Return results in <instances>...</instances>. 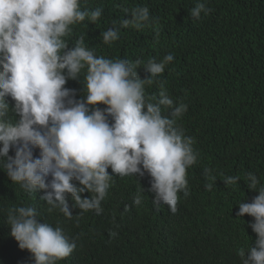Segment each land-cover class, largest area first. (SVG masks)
Instances as JSON below:
<instances>
[{
    "label": "trees",
    "instance_id": "obj_1",
    "mask_svg": "<svg viewBox=\"0 0 264 264\" xmlns=\"http://www.w3.org/2000/svg\"><path fill=\"white\" fill-rule=\"evenodd\" d=\"M194 4L195 0H82L84 7H102V16L95 24L86 19L73 25L66 37L71 48L86 32V46L110 59L146 64L174 54L145 92L148 98H158L163 85L174 102L187 105L178 123L194 138L199 152L197 163L187 170L190 195L179 193L172 213L167 205L153 203L147 173L114 175L100 215L95 210L79 214L71 194H66L73 214L68 218L59 209L48 211L49 205L40 199L45 190L28 193L0 170V264H34L30 251L21 249L11 235L7 218L11 208L25 205L37 208L38 222L59 226L75 239L76 249L57 264H242L238 250L247 251L256 239L249 226L254 217L236 216L239 201L251 202L258 195L249 189L247 173L258 177V188L264 185V0H206L212 11L201 13L199 19L189 14ZM137 6H147L158 23L121 29L117 41L103 43L101 32L114 20L130 19L124 9ZM85 72L65 85L76 90L77 99L86 94ZM137 73L141 78L150 75L143 66ZM7 99L12 107L15 102ZM162 112L169 115L171 109L162 106ZM10 116L15 119L13 113ZM33 152L39 157V148ZM9 155L14 156V150ZM205 167L216 176L211 191L205 188L210 182ZM226 176L241 180L226 185ZM141 187L143 202L136 206L133 198Z\"/></svg>",
    "mask_w": 264,
    "mask_h": 264
},
{
    "label": "clouds",
    "instance_id": "obj_2",
    "mask_svg": "<svg viewBox=\"0 0 264 264\" xmlns=\"http://www.w3.org/2000/svg\"><path fill=\"white\" fill-rule=\"evenodd\" d=\"M211 11L206 0H195L189 14L199 19ZM124 12L131 18L114 20L101 32L103 43L117 41L121 29L158 23L147 6ZM102 13V7H84L82 0H0V170L28 193L45 190L40 199L49 205L48 211L59 209L68 218L73 214L66 194H71L79 214L95 210L100 215L114 175L147 173L153 203L165 204L175 213L179 193L190 195L187 170L197 163L199 152L193 147L194 138L178 123L187 105L174 102L163 85L158 98H148L145 92L174 54L146 64L97 56L86 46V32L70 48L66 37L72 26L86 19L95 24ZM141 66L150 75L141 78L137 73ZM85 69L86 94L77 99L76 90L65 85ZM8 97L15 102L12 107ZM162 106L171 109L169 115ZM35 148L40 149L39 157L34 156ZM204 174L210 181L205 188L211 191L216 176L210 167ZM239 180V176L223 179L226 185ZM246 182L258 195L251 202L239 201L236 216L254 217L249 226L256 239L247 251L241 247L238 255L242 264H264V185L257 187L260 180L252 172ZM85 192L91 195L82 197ZM142 192L143 187L133 198L134 205L142 204ZM38 215L31 205L11 208L7 215L11 235L21 249L30 251L34 264H57L76 249V241L61 227L38 222Z\"/></svg>",
    "mask_w": 264,
    "mask_h": 264
}]
</instances>
